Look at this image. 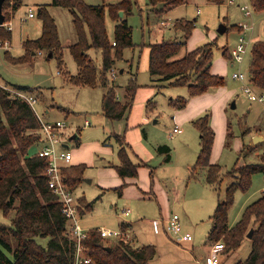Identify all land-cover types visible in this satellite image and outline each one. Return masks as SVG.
Wrapping results in <instances>:
<instances>
[{
  "label": "rangeland",
  "instance_id": "1",
  "mask_svg": "<svg viewBox=\"0 0 264 264\" xmlns=\"http://www.w3.org/2000/svg\"><path fill=\"white\" fill-rule=\"evenodd\" d=\"M51 1L23 0V5L16 11L11 20L12 39L9 40L11 49L0 48V85L10 89H14L11 85L37 87L34 92L39 101L36 108L41 116L51 121L64 120L71 127L64 134V140L67 142L65 146L73 156L70 165L86 166L84 179L73 193L75 197L84 196L89 201L95 200L94 209L83 217L81 225L86 229L104 227L119 230V223L124 218L122 210L129 208L132 211L129 220L138 222L134 224L137 242L151 244L155 240V235L150 221L156 219L164 222L167 216L177 214L181 218L183 232L193 235V244L198 247L194 252L198 257L205 256L209 251L206 241L209 215L213 212L212 210L210 214L206 213V209L213 208L218 197L224 198L231 180L224 178L218 190L207 187L203 180L199 182L189 180L190 168L195 163L200 149V134L189 120V116L200 112L199 116L209 114L216 133L215 139L217 138L215 163H219L224 171L233 167L240 149L245 144L248 150L260 146L262 142H251V132L264 133V103L251 99V94L260 96L262 92L249 83V64L253 43L259 39L264 40V12L256 13L250 0H235L234 4H228L226 1L216 4L209 0H190L187 5L177 6L161 14L149 6L148 0H136L133 13L127 17L133 27L134 47L126 48L123 59L115 64L117 77L113 81L121 97L126 84L135 74L139 88L126 118L111 121L102 111L105 88L76 87L67 83L66 77L58 70L56 59L47 57L46 53L33 56L30 61L13 62L11 57L17 58L25 54L22 43L26 38L32 39L41 35L38 31L41 30L42 21L38 15L27 18L28 9L36 10V4H48ZM84 1L87 4L98 2ZM244 4H248L252 10L255 28L249 33L252 41L240 66L233 65L231 59L225 57L223 52L231 50L238 43L239 33L234 26L249 20L240 9ZM50 13L56 21L62 46H65L63 49L66 69L75 75L78 73V66L69 48L66 47L68 42L74 43L76 40L73 15L68 9L54 5L50 6ZM181 18L196 19V27L186 46L176 57L184 56L188 49L193 50L206 43H213L212 69L218 70L226 81L223 87L211 89L208 92L210 95L207 94L192 104L186 86H171L167 85V82H157L149 72L148 44L163 39L182 40V33L174 28V23ZM105 20L108 36L113 41L115 23L108 13ZM163 21L167 24L163 25ZM221 25L229 27V31L220 34L218 29ZM90 55L100 68L101 52L91 49ZM238 71L245 74V84L251 87L250 93L245 92L241 80L233 77V73ZM178 97L189 98L186 107L179 108L172 104ZM209 97L211 98L207 100ZM45 108H49L51 112L46 113ZM86 121L90 125H86ZM176 124L181 128L180 133L173 132ZM115 134L126 136L127 143L133 146L132 158L136 163L147 162V165L139 167L135 178L122 179L115 168L119 164L118 151L121 146ZM73 135H77V139H71ZM160 145L171 148L170 161H165L164 153L158 150ZM260 149L263 147L260 146ZM37 152L38 147L34 144L28 155L34 156ZM257 161L256 154H251L246 160L244 157L239 160L241 164ZM119 186H123L122 191H125L123 197L114 189ZM185 186H189V199L185 203H178L176 201H180L181 198L176 196L185 191ZM140 189L145 191L144 194ZM153 191L158 192V198L152 194ZM263 191L264 175L256 173L250 189L245 193L237 192L229 214V222L232 223L237 216L239 220L243 207L259 198ZM0 223L10 224V219L2 211ZM37 241L46 245L49 238L37 237ZM250 247L251 239L245 238L240 248L236 250L241 255L237 261L247 257L246 253Z\"/></svg>",
  "mask_w": 264,
  "mask_h": 264
},
{
  "label": "trees",
  "instance_id": "2",
  "mask_svg": "<svg viewBox=\"0 0 264 264\" xmlns=\"http://www.w3.org/2000/svg\"><path fill=\"white\" fill-rule=\"evenodd\" d=\"M189 1L148 0V4L162 14ZM209 1L222 4L226 0ZM162 3L164 6L160 7ZM250 3L256 13L264 12V0H250ZM136 4V0H98L97 4H87L84 0H52L49 5L66 8L73 15L76 40L69 46V50L78 66V73L75 75L66 69L58 27L47 4L40 5L37 10L42 21L41 36L26 39L23 43L25 54L11 58L14 63H22L40 53H46L47 57L51 54L67 83L76 87L105 88L102 98L103 114L111 121L122 120L132 108L139 85L135 74L126 84L121 97L117 93L111 71L115 69L117 61L123 59L124 50L134 47L133 27L127 17L133 13ZM22 5L23 0H5L3 11L6 21ZM120 12H123V16H120ZM106 13L115 23L113 41L107 33ZM195 27L196 19L181 18L174 23V28L182 33V40L163 39L148 44L149 72L155 81L167 82L171 86H186L189 98L223 87L226 82L223 75L212 72L213 43H206L182 57H176L186 46ZM234 29L242 30L238 26H234ZM0 39L11 40L12 31L0 26ZM91 49L99 50L102 54L100 68L90 55ZM223 55L230 59V50H224ZM249 71V83L264 93V40L259 39L253 43ZM17 90L28 93L26 87L18 86ZM29 92H35V89L29 88ZM189 98L178 97L172 104L179 108L186 107ZM193 125L200 134V149L190 168V178L204 171L205 183L215 190L219 189L224 178L231 180L224 198L218 201L211 216L212 227L206 238L207 245L212 247L222 242L225 254L235 252L252 229L250 254L245 260L235 264H264V193L245 207L233 226L229 223V214L237 192H247L256 173L264 175V141L260 144L263 149L258 145L259 147L248 150L245 144L233 167L224 171L220 164L211 161L216 133L209 114L194 119ZM39 128L40 122L34 109L0 85V211L10 219L9 225L0 223V264L75 263L76 241L69 235V223L61 211V202L48 188L45 176L48 160L28 155L29 149L41 139ZM115 136L121 145L116 170L122 178L136 177L139 167L147 165V162L135 163L126 136ZM158 150L164 153L165 161H170L169 146L160 145ZM251 154L257 155L256 163L239 164L241 157L246 160ZM85 169L84 164L63 168L66 184L72 192L83 181ZM115 190L121 195L123 186ZM76 199L81 217L94 209L95 200L89 201L84 196ZM122 227H127V224L123 222ZM37 237L49 238V241L42 245ZM83 243L84 257L91 260L84 264H149L158 253L156 245L136 246L123 238L105 239L98 229L90 230Z\"/></svg>",
  "mask_w": 264,
  "mask_h": 264
},
{
  "label": "built area",
  "instance_id": "3",
  "mask_svg": "<svg viewBox=\"0 0 264 264\" xmlns=\"http://www.w3.org/2000/svg\"><path fill=\"white\" fill-rule=\"evenodd\" d=\"M228 4H234L235 0H226ZM241 11L244 16L249 20L246 22L239 23L241 31L239 32V38L237 45L230 50L231 61L234 64L243 63L248 50L249 45L252 41L250 32L255 28V22L252 18V10L248 4L240 6ZM30 16H34L31 12ZM163 25L167 22L163 21ZM8 30L12 29V24L9 21H5L4 25ZM248 38V39H247ZM11 47V42L9 40L0 39V48L9 49ZM41 54V53H40ZM111 77L115 79L117 77L116 69H112ZM235 79L241 80L244 83V90L247 93L251 92V87L245 84V74L238 71L233 73ZM13 96H16L25 102H27L36 112L37 118L40 122L39 133L41 134V139L35 144L38 147L37 156L47 158L48 165L45 170V176L47 178L48 188L58 197L61 202V211L63 215L68 219L69 223V235L76 241V251H75V263L74 264H84L89 263L91 260L84 257L85 246L83 241L87 239L89 235L88 229L81 225V216L78 212L77 199L74 193L68 188L66 184L65 177L63 175V168L70 165L73 156L72 153L65 147L64 139L65 132L71 127L67 125L64 120H46L38 112L36 105L38 103L37 98L30 93L25 91L5 88ZM252 100H258L264 103V93L262 92L260 96L251 94ZM86 125H90L86 121ZM174 133H180L181 128L179 125H175L173 129ZM129 210L124 212L128 214ZM153 229L156 233L164 232L169 235L176 244L181 245L183 242L192 241L193 235L189 232H183V227L181 225L180 217L177 214H172L164 222L161 220L152 221ZM98 232L105 239H120L123 238L126 241H132L131 230L127 227L121 228L119 230H111L106 228H98ZM225 248L224 243L218 242L210 247V253L207 255L203 264H221L220 257L222 256L223 249Z\"/></svg>",
  "mask_w": 264,
  "mask_h": 264
},
{
  "label": "crops",
  "instance_id": "4",
  "mask_svg": "<svg viewBox=\"0 0 264 264\" xmlns=\"http://www.w3.org/2000/svg\"><path fill=\"white\" fill-rule=\"evenodd\" d=\"M52 3V1L50 2V3H48L47 5H48V9H49V11H50V6H52V5H49V4H51ZM98 3V2H97ZM97 3H95V4H97ZM187 4H189V2L187 3ZM186 4V5H187ZM40 5H45V4H36L35 6H36V10H38V7L40 6ZM35 9H33V8H29L28 9V12H27V15H26V17L27 18H34L36 15H38L37 14V11H36ZM31 12H35L34 13V16H30V13ZM197 12L199 13V9L197 10ZM15 14H16V12L11 16V18L8 20L9 22H11V20L13 19V17L15 16ZM245 17V16H244ZM246 18V17H245ZM11 24H12V22H11ZM239 25V24H238ZM237 25V26H238ZM39 29H40V26H39ZM11 31H12V29H11ZM38 32H41L40 34H42V22H41V30H39ZM238 32H239V30H238ZM37 36H41V35H37ZM38 38V37H37ZM26 39H29V38H26ZM32 39H36V38H32ZM25 41V40H24ZM24 41H23V43H24ZM23 43H22V45H23ZM73 44V42L71 41V42H68V45H66V47H68L69 48V46L70 45H72ZM63 47H65L64 45H63ZM11 49V47L9 48V49H5V50H10ZM231 49V48H230ZM189 51H191V49H188V51L187 52H189ZM43 55V54H42ZM213 68V67H212ZM212 72L213 73H217V74H219V71L217 70V71H213V69H212ZM6 85H8L9 86V84H6ZM11 86H13L14 87V89H17V87L19 86V87H26V88H28V90L27 91H29V88H30V90L31 89H36L37 87H29V86H22V85H11ZM23 91V90H22ZM26 92V91H25ZM28 93H30V92H28ZM30 94H33L35 97H37L38 98V96H37V94L36 93H30ZM208 94V92L207 93H205V94H203V95H200V96H197V97H193L192 99H191V104L194 102V101H196L197 99H201V98H203V97H205L206 95ZM208 95H210V94H208ZM211 97H209L207 100H209ZM39 102V101H38ZM45 111H46V113H50L51 111H50V109L49 108H45ZM198 114H201V112L200 113H195V114H193V115H191V116H189V120H191L192 121V123H193V120L195 119V118H197L199 115ZM42 115V114H41ZM43 117V116H42ZM212 122H213V125H214V120H212ZM212 124V123H211ZM178 125V124H177ZM74 136V135H73ZM73 136L71 137V139L73 138ZM251 142H253V143H256V142H263L264 141V133H262V132H260V131H255V132H251ZM77 139V138H76ZM73 140H75L74 138H73ZM65 141V140H64ZM217 138L215 139V144H214V147H213V151H212V157H211V161H212V163H215V159H214V152H215V149L217 148ZM66 141L64 142V144L66 145ZM130 146H131V157H132V154H133V152H134V150H133V146L131 145V144H129ZM66 147V146H65ZM240 151H241V149H240ZM133 159V158H132ZM73 160V159H72ZM134 161V160H133ZM135 162V161H134ZM143 162H145V161H143ZM136 163V162H135ZM142 164V163H141ZM219 164V163H218ZM239 164L241 165V163L239 162ZM143 166V165H142ZM190 175V174H189ZM121 177V176H120ZM127 178H135V177H127ZM122 179H125V178H122ZM189 180H193V181H195V182H199L200 180H203V182L205 183V172L204 171H201V172H199L197 175H195V177L194 178H190L189 177ZM115 184H119V183H115ZM205 185L207 186V187H210V188H212V189H215V188H213L212 186H209V185H207L206 183H205ZM120 187V186H119ZM115 188H117V187H115ZM114 188V189H115ZM142 192H143V194H144V192L145 191H143V189H140ZM163 191V190H162ZM164 192V191H163ZM264 193V191L262 192V194ZM152 194L153 195H155V198H158V192L157 193H155L154 191L152 192ZM261 194V195H262ZM138 195L139 196H142L140 193H138ZM164 195H165V192H164ZM121 197H123V196H125V191H122V194L120 195ZM181 198L180 199V201H176V202H186L188 199H189V186H185V191L183 192V193H181V194H179L178 193V195L176 196V198ZM165 196H164V201H165ZM258 199V198H257ZM220 200V198L218 197V199H217V201H216V203H214L213 204V208L211 207V209L209 210V209H206V213H209L210 214V212H212V210H213V212H214V210H215V208H216V206H217V204H218V201ZM255 201V200H254ZM252 203V202H251ZM249 205V204H248ZM247 206V205H246ZM245 206V207H246ZM215 207V208H214ZM245 207H243L244 209H245ZM127 210H129V213L126 215V214H124V212H126ZM213 212L209 215V227H208V231H207V235H208V233H209V231H210V229H211V227H212V219H211V216H212V214H213ZM87 214V213H86ZM85 214V215H86ZM119 214H121V212L119 213ZM84 215V216H85ZM122 215L124 216V218L122 219V221L119 223V226H120V229L121 228H123L122 227V223L124 222L125 224H127V228L129 229V230H131V235H132V243H134L136 246H141V245H146V244H141V243H138L137 242V237H136V235H135V231H134V224H136V223H138L137 221L135 222L134 220H129V218L131 217V215H132V211L128 208V209H123L122 210ZM84 216H82L81 217V222H82V219H83V217ZM171 216V215H170ZM170 216H167V218L166 219H168ZM128 217V218H127ZM181 219V218H180ZM238 216H237V218L236 219H234L233 220V222L232 223H230V226H233L238 220ZM153 220H156V219H153ZM153 220H151L150 221V224H151V226H152V221ZM237 220V221H236ZM236 221V222H235ZM235 222V223H234ZM193 224V223H192ZM182 227H183V225H182ZM102 228H104V227H102ZM94 229H98L97 227H94ZM152 229H153V226H152ZM88 230H92V229H88ZM153 234L155 235V237H154V242H152L151 244H153V245H156L157 246V251H158V253H157V256H156V258L153 260V261H151L149 264H203V260H204V258L207 256V255H209V253H210V246H209V251H208V253L205 255V256H201V257H198L197 256V254L194 252L195 251V248L196 249H198V247H196V246H194V244H193V240L192 241H188V242H183L181 245H179V244H176L173 240H172V238L169 236V235H167V234H165L164 232H160V233H156L155 231H154V229H153ZM206 235V236H207ZM207 238V237H206ZM246 238H248V237H246ZM250 251H251V247H250V249H249V251L246 253V256L248 257L249 256V254H250ZM248 254V255H247ZM234 255V256H233ZM239 257H241V255H240V253L238 254L237 253V251H235V252H232V253H228V254H222V256L220 257V261H221V264H235L236 262H237V260H238V258ZM246 257V258H247ZM245 258V259H246ZM244 259V260H245ZM241 261H243V260H241Z\"/></svg>",
  "mask_w": 264,
  "mask_h": 264
},
{
  "label": "water",
  "instance_id": "5",
  "mask_svg": "<svg viewBox=\"0 0 264 264\" xmlns=\"http://www.w3.org/2000/svg\"><path fill=\"white\" fill-rule=\"evenodd\" d=\"M4 2H5V0H0V26H3L4 23H5V21H6V16H5L4 11H3ZM163 6H164L163 3L160 4V7H163ZM120 16H123V12H120ZM226 30H227V26H225V25H221V26L219 27V29H218V32H219L220 34H224V33L226 32ZM49 56L52 57L51 54H50ZM121 72H123V70H122ZM234 106H235V104H233V107H234ZM73 138L76 139V138H77V135H74ZM73 138H72V139H73ZM252 234H253V230L251 229V230L249 231V233L247 234L246 237H248V238L251 239V238H252Z\"/></svg>",
  "mask_w": 264,
  "mask_h": 264
}]
</instances>
